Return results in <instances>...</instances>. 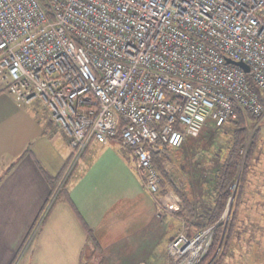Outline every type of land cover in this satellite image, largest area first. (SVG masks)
<instances>
[{"label": "built area", "instance_id": "built-area-1", "mask_svg": "<svg viewBox=\"0 0 264 264\" xmlns=\"http://www.w3.org/2000/svg\"><path fill=\"white\" fill-rule=\"evenodd\" d=\"M248 74L264 93V0H0V81L15 104L42 103L74 161L92 140L129 152L159 204L154 153L236 109L263 115ZM214 229L176 233L167 264H198Z\"/></svg>", "mask_w": 264, "mask_h": 264}, {"label": "crops", "instance_id": "crops-1", "mask_svg": "<svg viewBox=\"0 0 264 264\" xmlns=\"http://www.w3.org/2000/svg\"><path fill=\"white\" fill-rule=\"evenodd\" d=\"M2 86L0 264H14L36 228L41 258L27 264H47L43 257L49 256V244L54 256L49 264H64L58 237L74 226L86 245L85 264H166L175 220L168 216L164 202L156 203L145 192L129 152L112 142L92 140L79 159L73 158L66 172L76 163L67 196L42 221L52 197L49 200L51 187L40 166L50 174L61 171L71 149L59 128L45 127L40 117L27 111L33 124L18 116L19 106ZM163 196L159 197L164 201ZM72 243L76 245L77 240Z\"/></svg>", "mask_w": 264, "mask_h": 264}, {"label": "rangeland", "instance_id": "rangeland-1", "mask_svg": "<svg viewBox=\"0 0 264 264\" xmlns=\"http://www.w3.org/2000/svg\"><path fill=\"white\" fill-rule=\"evenodd\" d=\"M0 84L2 88L3 83ZM18 110L20 111L18 116L25 119L26 122L30 121V123L33 124V121L27 113L30 112L36 119H39L37 117H40L45 127L53 130H59L58 127L50 120V115L40 102L19 106ZM50 122L55 126L53 127ZM227 125L217 127L208 121L198 135L187 138L189 146L187 153L182 154L177 152L176 157L175 155L171 156L170 163L167 165L166 170L169 172L168 174L172 180V185L166 186L168 188L166 193V205L163 206L167 209L166 212H168V216L175 220L174 235L178 232H191L192 235L197 231L194 224L188 226L189 223H187L188 220L185 215L178 213L182 206V199L176 192V189H178L180 193L186 194L192 200L194 207L193 217L191 218L192 221L199 219V215H204L212 205V192L210 191V188H212L213 184V170L216 164L218 165V163L223 159L226 145L230 141V127H227ZM255 132H257L255 149L250 167L246 174V179L244 181L241 204L238 208L235 234L232 242L230 243L227 254L217 264H264V112L258 120L249 119V121H247V138L245 147L241 151V171L243 169L245 154L247 153L250 140L253 139V134H255ZM195 147L197 148L194 149ZM43 148L46 152L47 147L43 146ZM196 162L199 163L197 164ZM159 174L161 176L160 171ZM197 178L204 181V183H200ZM235 188L236 186L234 185L232 188L233 195L235 193ZM55 194L56 193L52 195L51 200L54 199ZM60 202L61 201L58 200L53 204V206H58ZM231 207L232 200L226 210V215H224L225 224L227 223ZM43 229L44 228H42V230ZM74 229L75 226L71 229H65L67 232L64 234V237H62V234H59V246H57V249L63 250L62 254L64 257V264H85L86 259H84L83 256L86 245L82 235L79 234L77 229ZM215 229L212 232L211 243L216 234ZM36 230L37 228L23 244L21 250L22 252H20V256L16 258L14 264H27L28 260L31 262L40 260V233H36ZM73 239L77 240L76 245H73ZM222 239L223 235H221L220 242L213 255L204 264H216L219 254L222 251L220 250ZM48 246L49 247L47 248L49 250L46 251L49 252V256L45 255V258L42 253V257L43 260H48L50 262V259L54 260V256L52 253L53 251H51L50 244ZM27 247L28 249H26ZM75 248L78 249L79 252L76 251ZM208 250L209 248L204 256L208 253ZM77 254H80V256ZM85 255L87 256V253H85ZM202 259L199 263H201ZM48 261L47 264H49Z\"/></svg>", "mask_w": 264, "mask_h": 264}, {"label": "trees", "instance_id": "trees-1", "mask_svg": "<svg viewBox=\"0 0 264 264\" xmlns=\"http://www.w3.org/2000/svg\"><path fill=\"white\" fill-rule=\"evenodd\" d=\"M246 77L250 88L255 92V94L257 95L259 101L262 103L264 108V93L260 91L256 83L252 80L250 74H248ZM4 89H6L5 86ZM259 118L260 117H255L254 115L250 114L247 111L236 109L235 117L229 118V120L224 124V125L228 124L227 127H230V141L226 145L223 159L218 163V165L216 164V166L214 167L213 170L214 176L212 178L213 184H212V188H210V191L212 192V205L204 215L202 216L199 215V219H195L192 221L191 218L193 217V213H194L192 200L186 194L180 193V191L176 189V192L180 195L182 199V206L180 208L181 210L179 209L178 213L186 216V219L188 220L187 223H189L188 226L194 224L196 230L201 229L208 224L210 225L214 224L216 227L215 229L216 234L213 237L208 253L203 257L201 263L199 264H204L206 261L209 260V258H211V256L213 255L214 251L216 250L220 242L221 235H223L221 248H220V250L222 251L219 254V258L216 261V264L220 262V260H222L228 252V248L230 247V243L232 242L233 236L235 234L238 208L241 204V196L243 192L244 181L246 179V174L250 167L253 152L255 149V140H256L257 132L253 134V139L250 140L247 153L245 154L243 169L240 173L238 183L236 184V178L241 161V151L245 147V142L247 138V121H249V119L258 120ZM189 137L191 136H187L185 138V141L177 148H172L165 145L162 150L153 154L152 164L157 169L158 172L159 171L161 172V176H162V177L160 176V191H159L160 195H165L168 191V188L166 186L172 185V180L170 178V175L168 174L169 172H167L166 170L167 165L170 163L171 156L175 155L176 157L177 152L182 154L188 152L189 146L187 143L188 142L187 138ZM196 148L197 147H195L194 149ZM75 152L76 151L74 149L70 150V154L68 156V159L65 161L62 170L55 174L48 173L47 171H45V169L42 166H40L43 175L45 176L51 187L49 200L52 197V195L56 193L54 195L55 196L54 199L52 200L46 213L44 214L42 221L48 216L51 208L53 207V204L58 200H61V198H63L64 196L65 197L67 196V186L72 177V174H74L73 171L76 168V163L72 166L71 170L64 178V180L63 177L73 161ZM196 163L198 164L199 162ZM197 179L200 183L201 182L204 183V181L200 180L201 177L200 179L199 178ZM234 185L236 186V188H235V193L233 195L232 188ZM49 200L46 205H48ZM231 200H232V207L228 215L227 223L225 224L224 215H226V210L228 209ZM45 207L42 209L41 213L44 211ZM187 234L190 236L191 232L190 233L188 232Z\"/></svg>", "mask_w": 264, "mask_h": 264}, {"label": "water", "instance_id": "water-1", "mask_svg": "<svg viewBox=\"0 0 264 264\" xmlns=\"http://www.w3.org/2000/svg\"><path fill=\"white\" fill-rule=\"evenodd\" d=\"M226 61L228 63H232L234 65H237V66L241 67L245 72L249 71V66L246 63H244L243 61H234V60H232L230 58H226ZM241 168H242V166L239 167L237 178H236V183H237V181L239 179V176H240V173H241Z\"/></svg>", "mask_w": 264, "mask_h": 264}]
</instances>
